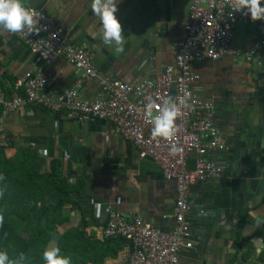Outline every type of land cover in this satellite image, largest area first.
<instances>
[{
	"label": "crops",
	"instance_id": "crops-1",
	"mask_svg": "<svg viewBox=\"0 0 264 264\" xmlns=\"http://www.w3.org/2000/svg\"><path fill=\"white\" fill-rule=\"evenodd\" d=\"M17 2L44 11L58 23L70 44L91 52L103 77L128 83L156 81L175 65L192 4V0ZM19 20V11L0 5V92L8 100L16 79L27 71L47 76L49 90L77 88L88 100L107 96L100 81L81 80L65 58L51 65L39 60L12 35ZM249 53L251 61L246 59ZM192 68L200 76L195 91L214 106V124L227 151H209L205 156L223 174L190 189L187 223L193 247L181 251L180 264H264V178L249 176L250 155L258 151L253 135L259 137V145L264 143V79L260 78L264 45L257 26L239 23L223 57L193 63ZM0 145L7 147L8 155L29 149L38 171H49L53 161L61 164L71 193L65 209L69 221L56 231L59 244L71 228L83 231L91 244L118 238L105 234L109 209L127 222L141 218L162 232L177 224L172 217L175 183L113 127L71 119L67 111L26 106L5 116L0 113ZM197 159L195 153L190 155V169ZM112 248L118 249L115 255L100 264H127L128 243Z\"/></svg>",
	"mask_w": 264,
	"mask_h": 264
},
{
	"label": "built area",
	"instance_id": "built-area-1",
	"mask_svg": "<svg viewBox=\"0 0 264 264\" xmlns=\"http://www.w3.org/2000/svg\"><path fill=\"white\" fill-rule=\"evenodd\" d=\"M0 5L19 11L20 20L12 35L39 60L51 65L65 58L81 80L100 81L107 95L88 100L77 88L49 90L47 76L27 71L16 79L10 100L0 92L1 115L36 106L57 113L67 111L69 118L85 123L104 120L112 124L116 134L136 147L142 157L152 158L164 177L175 183L172 217L177 224L173 230L162 232L141 218L127 222L109 209L105 234L128 243L127 264H180L181 251L193 247L187 223L190 189L223 174L205 156L209 151L226 149L214 124V106L195 91L200 76L192 64L223 57L239 23L257 26L264 45V0H192L186 37L178 45L175 65L167 67L160 79L140 83L103 77L92 62L91 52L70 44L61 26L44 11L23 7L17 0H0ZM252 56L249 53L246 59L251 61ZM132 93H136L134 99ZM193 153L198 159L190 169L188 160Z\"/></svg>",
	"mask_w": 264,
	"mask_h": 264
},
{
	"label": "trees",
	"instance_id": "trees-1",
	"mask_svg": "<svg viewBox=\"0 0 264 264\" xmlns=\"http://www.w3.org/2000/svg\"><path fill=\"white\" fill-rule=\"evenodd\" d=\"M6 150L0 145V264H100L115 255L112 247L120 249L124 239L91 244L74 228L63 234L56 253H48L53 234L69 221L71 187L60 163L38 171L29 149Z\"/></svg>",
	"mask_w": 264,
	"mask_h": 264
},
{
	"label": "water",
	"instance_id": "water-1",
	"mask_svg": "<svg viewBox=\"0 0 264 264\" xmlns=\"http://www.w3.org/2000/svg\"><path fill=\"white\" fill-rule=\"evenodd\" d=\"M260 78L264 79V76L260 75ZM172 95H174V93H172ZM93 123L95 125H101V126L105 125L106 127L110 126V127L114 128V126L112 124H110V123H108V122H106L104 120H96ZM260 130H261V127H259V131ZM256 138H257V143H254V146H256L258 151L254 155L253 154L250 155V157H251V161L250 162L251 163H250V167L249 168L252 169L253 173H250L249 176H253V177H257V178H260V176H261V177L264 178V143H263V145H259V137L253 135L252 139L255 140ZM248 145H249V147L251 146V141L248 142ZM224 151H227V150H224ZM228 151H230V153L233 152L231 149H229ZM254 184H256V183L254 182ZM59 240H60V234L59 233H55L52 236L51 242L48 245V248H47V252L48 253L53 254V253H55L58 250Z\"/></svg>",
	"mask_w": 264,
	"mask_h": 264
}]
</instances>
